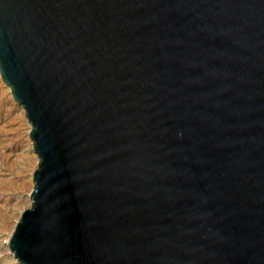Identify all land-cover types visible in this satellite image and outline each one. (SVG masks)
Masks as SVG:
<instances>
[{"label": "water", "instance_id": "95a60500", "mask_svg": "<svg viewBox=\"0 0 264 264\" xmlns=\"http://www.w3.org/2000/svg\"><path fill=\"white\" fill-rule=\"evenodd\" d=\"M0 75L19 261L264 264V0H0Z\"/></svg>", "mask_w": 264, "mask_h": 264}, {"label": "rangeland", "instance_id": "374dc122", "mask_svg": "<svg viewBox=\"0 0 264 264\" xmlns=\"http://www.w3.org/2000/svg\"><path fill=\"white\" fill-rule=\"evenodd\" d=\"M23 106L0 75V264H22L7 239L24 207H30L37 155Z\"/></svg>", "mask_w": 264, "mask_h": 264}, {"label": "bare ground", "instance_id": "6f19581e", "mask_svg": "<svg viewBox=\"0 0 264 264\" xmlns=\"http://www.w3.org/2000/svg\"><path fill=\"white\" fill-rule=\"evenodd\" d=\"M11 93H12V92H11ZM34 152H35V151H34ZM33 183H34V182H33ZM30 198H31V196H30ZM31 201H32V199H31ZM30 206H31V205H30ZM20 215H21V213H20ZM19 217H20V216H19ZM19 217H18L17 220H19ZM16 222H17V221H16ZM14 228H15V227H14ZM10 235H11V233H10ZM10 235L8 236V239H7V246H8V248L11 250L13 256L17 259V261H18L19 263L24 264L23 262H21V261L18 260V257L15 256V254H14V250H12V249L10 248V246H9L8 240H9Z\"/></svg>", "mask_w": 264, "mask_h": 264}]
</instances>
